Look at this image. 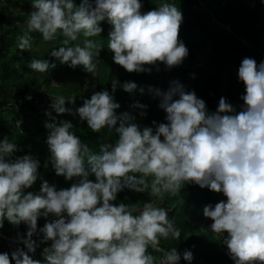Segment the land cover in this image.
I'll list each match as a JSON object with an SVG mask.
<instances>
[{
    "label": "clouds",
    "instance_id": "9594fccd",
    "mask_svg": "<svg viewBox=\"0 0 264 264\" xmlns=\"http://www.w3.org/2000/svg\"><path fill=\"white\" fill-rule=\"evenodd\" d=\"M31 7L26 30L16 38L19 52L32 47L33 33L44 42L62 37L49 56L89 74L102 63L104 40L95 38L103 31V21L111 26L106 49L128 73L159 71L161 64L171 70L189 54L179 39L183 14L173 0H160L146 13L141 12L140 0H80L79 5L74 0H31ZM236 39L244 46L239 57L251 51L250 39ZM256 53L264 58V51ZM55 66L43 59L28 65L40 74ZM237 75L244 85L239 112L221 97L216 111L209 113L205 102L178 80L167 90L149 87L147 92L159 101L166 119L159 125L153 122L154 127L141 128L128 112L117 115L120 104L113 95L95 92L75 114L92 133H115L117 139L100 143L98 152L81 142L71 122L52 115L73 114L66 105L74 104L75 98L57 96L45 112L49 158L44 167L51 165L56 176L77 181L67 189L42 181L38 192H26L39 177L40 162L31 155L14 158L20 151L17 142L0 140V228L5 220L27 228L23 237L6 236L0 229L26 249L0 254V264H179L177 249L165 250L160 242L178 240L181 229L152 198L177 197L186 184L226 198L214 207L206 205L203 216L212 221L208 231L221 238L234 264H264V61L257 65L244 58ZM111 84L114 93L119 82ZM120 87L129 94L137 91L134 82ZM132 107L144 115L146 105L135 102ZM21 124L19 119L15 124L20 131ZM125 189L147 193L150 199L142 207L114 204ZM49 216L39 234L41 244H51L36 260L30 255L38 247L32 237L38 219ZM153 253H160V258ZM183 259L191 261L192 253L184 251Z\"/></svg>",
    "mask_w": 264,
    "mask_h": 264
},
{
    "label": "trees",
    "instance_id": "16d2710c",
    "mask_svg": "<svg viewBox=\"0 0 264 264\" xmlns=\"http://www.w3.org/2000/svg\"><path fill=\"white\" fill-rule=\"evenodd\" d=\"M17 1L20 0H0V140L9 137L10 140L17 142L20 151L14 154V158L31 155L40 162L39 177L33 187L26 192H38L42 181H47L49 185L56 183L57 190L67 189L77 181L75 179L66 181L64 177L56 176L51 165L44 167L49 158L45 142L48 133L44 124L49 121L45 116L43 104L53 101L52 94L58 92L57 89L49 88L50 78L57 69L70 70L74 73H82L84 70L81 66L72 68L68 64L64 68L58 60L49 56L56 46L52 47L48 44L56 43L59 47L62 37L54 42H45L47 48L43 52L44 55L37 59L46 60L50 65L55 64L56 66L49 68L37 87L29 81L26 70L13 66L17 59L13 55L7 58L6 54L13 47L15 51L19 50L15 46L16 38L26 30V20L28 14L31 13L29 12L26 18L22 14L18 17L21 22L20 30L17 29L18 27L7 28V21L12 15L10 9L17 6ZM140 2L143 5L141 12L146 13L158 6L160 0H140ZM173 2L183 14L179 39L189 51L187 58L179 67L166 70L161 64L158 66L159 71L152 68L147 73L126 72L113 62L112 53L106 49L111 26L107 21H103L100 24L103 31L99 37L95 38L104 40L105 49L99 55L102 63L97 65L94 90L85 92L78 88L80 85L71 87V94L65 92L63 96L69 99L75 98L74 104L66 105L72 108L73 114L56 116L54 112L52 113L57 121L71 122L74 133L93 151H99L100 143L114 142L117 139L115 133L110 134L107 129L100 133H92L86 121H80L79 116L75 114V109L82 106L83 100L90 99L95 92L108 91L113 95L114 101L120 104L116 114L121 115L128 112L141 128L154 127L153 122L156 125L166 123L165 113L158 107L159 101L153 99L147 89L153 87L167 90L169 83L173 80L182 83L186 91H194L196 96L205 102L209 113L216 111L221 97H224L237 112L242 109L243 101L240 97L244 94V85L238 79V68L244 58L254 59L257 65L264 61V58L256 53L264 51V3L261 0H173ZM198 6L201 8L200 12L191 10V7ZM32 35L36 42L42 40L38 33ZM236 37L250 39L251 51L247 49L242 57L237 54L244 50V46ZM207 40L210 41L209 48L205 45ZM229 56L234 58L231 63V67L234 68L233 72L228 67ZM20 60L22 64L24 60ZM113 80L119 82L114 93L111 84ZM13 82L16 83L14 92L12 91ZM125 82L136 83L137 91L132 94L125 93L120 87ZM140 88H144L143 94L139 92ZM28 96H31L30 100L26 99ZM135 102L146 105L143 116H141V109L132 107ZM37 105L40 106L37 107ZM18 119L22 121V131L15 126ZM89 179L95 182L94 176H90ZM149 199L147 193H135L125 189L117 194V199L113 203L116 205L136 203L138 207H142L143 203L148 202ZM152 199L158 206L168 210L169 219L181 229V236L178 240L169 238L167 241L162 239L160 242V246L165 250H170L172 247L177 249L181 255L179 264H234L221 238L208 231L212 221L203 219V208L209 204L214 207L221 200H226L223 194L213 193L207 188L201 189L194 184H186L177 197L165 195L162 200L155 197ZM156 200L161 203H157ZM45 223L46 219L42 217L38 219V231ZM15 231V234L19 233L23 237L27 228L21 224L16 227ZM14 233L4 234L12 236ZM5 245L6 241L0 238V254H2L1 249L6 247ZM40 246L36 247L34 254H30L33 255V259H42L38 256L41 251ZM186 250L192 253L191 261L183 259V253ZM153 255L157 259L160 258V253H153Z\"/></svg>",
    "mask_w": 264,
    "mask_h": 264
},
{
    "label": "rangeland",
    "instance_id": "374dc122",
    "mask_svg": "<svg viewBox=\"0 0 264 264\" xmlns=\"http://www.w3.org/2000/svg\"><path fill=\"white\" fill-rule=\"evenodd\" d=\"M18 4L17 6H13L10 10L12 12V15L9 16V19L7 21V24L6 27L7 28H10V29H15L17 28L18 30H20V20L18 19V17L20 16V14H22L25 18L27 17L26 15L29 13V12H32L34 9H32L31 7V0H20V1H17ZM21 3V5H20ZM74 3H76L77 5H79L80 3V0H74ZM191 10H196V11H201V8L198 6V7H191ZM27 21V20H26ZM263 24H264V20H263ZM5 27V26H4ZM15 27V28H14ZM79 42V41H78ZM17 45V43H16ZM15 45V46H16ZM45 42L44 41H40V42H36L35 40H33L32 42V47L24 52H19V50L15 51V48H10V50L7 52V58L11 57L12 55L14 56L15 59V62L13 64L14 67H17L19 68L20 70H26V75L28 76L29 78V81L30 82H33L35 84V87H37L39 85V81L43 79V77L46 75V74H40V73H36V72H33L29 67L28 65L30 64V62L33 60V59H37L41 56L44 55V50L45 48H47V46H45ZM49 46H56L58 47L56 43H53L52 45L48 44ZM206 45V48H209L210 46V41H206L205 43ZM22 54V56H21ZM20 59H23L24 62L21 64V60ZM200 60H202L200 58ZM229 60L233 61V58H230L229 57ZM61 64V63H60ZM64 66V68H66L67 64H62ZM231 71H233V67H231V63L229 62V66ZM63 68V69H64ZM78 73V72H77ZM74 73V72H71L70 70H67V71H62L60 69H57L56 72H54L50 78V81H49V84H50V87L51 89H57L58 92H55L52 94L53 96V99H55L58 95H63V93L65 92H68L69 94H71V87H75V86H78L80 85V87H78L81 91H90V90H94L95 88V78H96V71L94 74H89V73H86L85 71L82 72V73ZM16 88V83L13 82V85H12V91L14 92V89ZM50 103L51 101H48V102H45L43 104V107L45 108V112L46 111H49L50 108ZM40 106V105H37V107ZM51 185H55L56 186V183H53ZM50 185V186H51ZM157 203H161L159 200H156ZM52 216H49L46 221L48 219H50ZM44 218V217H42ZM45 219V218H44ZM203 219H204V216H203ZM7 221L5 220L4 221V226L3 228H0L4 233H7V234H11V233H14L16 232V226H13V225H8L6 223ZM15 234V233H14ZM13 234V235H14Z\"/></svg>",
    "mask_w": 264,
    "mask_h": 264
},
{
    "label": "built area",
    "instance_id": "2783aa9c",
    "mask_svg": "<svg viewBox=\"0 0 264 264\" xmlns=\"http://www.w3.org/2000/svg\"><path fill=\"white\" fill-rule=\"evenodd\" d=\"M55 219H56V217H53V218H52L51 220H49L48 222H51V221H53V220H55ZM0 238L4 239V240L6 241V245H5L6 247H3V248L1 249L2 254H3V253H8L9 256H11V253H12L13 251H15L17 248H20V249L26 251V249H24V245H23V243H22L20 240H18V239H16V238H14V239L6 238V237H5L3 234H1V233H0ZM41 239H42V236L39 234V231H38L36 234H34L33 237H32V240L36 241V243H37L38 246L41 245V246H40V247H41V251L38 253V256H40V257H42V250H43V248H45V247H50V244H51L50 241L47 242V243L41 244V243H40V240H41ZM13 245H16L17 248H16V246H13ZM32 257H33V255H32Z\"/></svg>",
    "mask_w": 264,
    "mask_h": 264
}]
</instances>
